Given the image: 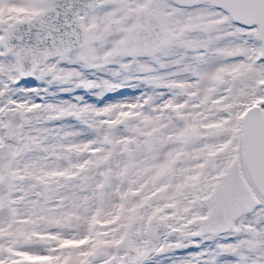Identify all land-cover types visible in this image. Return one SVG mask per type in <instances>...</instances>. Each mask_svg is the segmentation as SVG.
Instances as JSON below:
<instances>
[{
  "label": "snow or ice",
  "instance_id": "6c2138e0",
  "mask_svg": "<svg viewBox=\"0 0 264 264\" xmlns=\"http://www.w3.org/2000/svg\"><path fill=\"white\" fill-rule=\"evenodd\" d=\"M0 264H264V0H0Z\"/></svg>",
  "mask_w": 264,
  "mask_h": 264
}]
</instances>
